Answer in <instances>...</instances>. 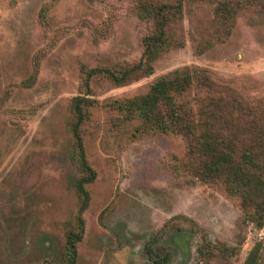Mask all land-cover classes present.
Listing matches in <instances>:
<instances>
[{"label": "rangeland", "instance_id": "rangeland-1", "mask_svg": "<svg viewBox=\"0 0 264 264\" xmlns=\"http://www.w3.org/2000/svg\"><path fill=\"white\" fill-rule=\"evenodd\" d=\"M135 1L0 0V264L63 262L80 202L71 99L83 91L82 65L118 68L141 57L150 24L137 17ZM209 2L186 1V43L158 59L150 76L121 86L93 78L91 97L101 105L90 109L83 129L97 178L88 185L75 264H245L254 249V264H264V225L247 221L222 185L175 172L185 154L180 136H133L105 106L145 92L160 75L197 65L264 107L260 3L244 7L223 36ZM204 38L214 44L199 52ZM203 236L211 251L202 253Z\"/></svg>", "mask_w": 264, "mask_h": 264}, {"label": "trees", "instance_id": "trees-1", "mask_svg": "<svg viewBox=\"0 0 264 264\" xmlns=\"http://www.w3.org/2000/svg\"><path fill=\"white\" fill-rule=\"evenodd\" d=\"M186 1L136 0L137 17L150 24L142 37L141 57L118 68L81 66L83 91L70 104L72 161L79 172L73 184L80 202L77 226L66 233V256L61 264H75L78 259V245L85 231L83 214L90 202L88 185L97 178V170L87 158L83 129L90 118V109L101 105L91 97L92 80L103 75L121 86L153 74L158 59L186 43L182 32ZM258 2L262 9L258 10L264 12V0H210L218 35L231 34L240 11ZM213 44L214 41L204 38L196 50L203 52ZM105 106L117 113L115 124L128 125L133 136H180L185 154L177 158L175 172L195 182L222 185L229 196L239 200L247 221L259 227L264 225L263 106L238 96L233 88L216 81L209 70L197 65L178 67L160 75L145 92L115 98ZM171 220L166 227H170ZM203 242L199 251L203 253L204 248L211 251V242L205 236ZM148 252L151 254L152 250L148 248ZM256 255L257 251L252 250L245 264H254Z\"/></svg>", "mask_w": 264, "mask_h": 264}]
</instances>
